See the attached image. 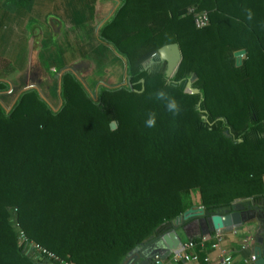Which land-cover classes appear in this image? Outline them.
<instances>
[{
	"label": "trees",
	"instance_id": "1",
	"mask_svg": "<svg viewBox=\"0 0 264 264\" xmlns=\"http://www.w3.org/2000/svg\"><path fill=\"white\" fill-rule=\"evenodd\" d=\"M118 1L99 38L125 59L126 86L100 87L94 101L65 73L55 112L36 90L0 105V264H51L26 254L18 228L65 261L122 264L190 208L210 217L264 198V0ZM190 8L207 12L206 27ZM169 44L181 55L171 78L137 65Z\"/></svg>",
	"mask_w": 264,
	"mask_h": 264
},
{
	"label": "crops",
	"instance_id": "2",
	"mask_svg": "<svg viewBox=\"0 0 264 264\" xmlns=\"http://www.w3.org/2000/svg\"><path fill=\"white\" fill-rule=\"evenodd\" d=\"M119 4L118 0H3L0 3L3 44L0 59L4 71H11L5 72L0 79L8 86L6 91L0 92L2 108L10 110L23 92L36 90L50 109L57 111L62 103L60 85L65 73L74 75L90 90L126 86L125 59L99 38L100 28L113 16ZM167 47L162 55L177 52V47ZM262 181L264 187V176ZM245 202L234 203L231 212H240L246 222L233 231L210 230L200 235L190 232L186 226L184 230L189 238L179 233L184 244L200 236L212 237L219 231L222 234L219 249L198 252L197 262L170 256L165 264H221L220 250L230 254L235 264H255L250 260L251 255L254 256L253 241L255 237H262L264 249V221L260 216L248 218L253 202L259 205L258 214L264 216V198Z\"/></svg>",
	"mask_w": 264,
	"mask_h": 264
},
{
	"label": "water",
	"instance_id": "3",
	"mask_svg": "<svg viewBox=\"0 0 264 264\" xmlns=\"http://www.w3.org/2000/svg\"><path fill=\"white\" fill-rule=\"evenodd\" d=\"M167 48V45L163 46L160 51L163 52ZM170 53V56L162 55L161 59L165 60L170 65L171 57H174V62L172 63L174 66L172 72L174 74L180 63V56L178 55V51L176 53ZM244 55L245 50H238L233 53L235 58V66L238 67L241 65L242 57ZM190 83L191 80L188 81V86L186 84L187 91L189 92H191ZM252 204H254V202ZM252 204L251 207L253 210H248L249 215L251 214L248 219H251L254 215L256 218L260 216L264 221V216L258 214L259 205L254 204L253 206ZM194 222H197L198 226L200 227V235H206L210 230L235 229V227H239L244 222H246V219L240 212L237 211L223 215L214 214L210 217H205L202 207L190 208L182 215L171 220L170 227L167 231L160 234H152L147 240L132 249L125 256L122 264H165V261L170 256H173L175 253H177L182 247V241L179 237V233L181 232L186 238H189L186 231L184 230V227H186V223L192 224ZM262 242V237H255L253 241V255L255 264H264V249L262 248Z\"/></svg>",
	"mask_w": 264,
	"mask_h": 264
},
{
	"label": "built area",
	"instance_id": "4",
	"mask_svg": "<svg viewBox=\"0 0 264 264\" xmlns=\"http://www.w3.org/2000/svg\"><path fill=\"white\" fill-rule=\"evenodd\" d=\"M188 12L192 15L193 25L196 29H202L208 25L209 19L206 11H195L190 8ZM231 231H233V229ZM221 238L222 234L219 231H216L212 237L200 236L196 239H190L182 244L181 249L175 253L173 257L176 260L189 259L192 262H197L199 255L198 252H206L207 249H219ZM17 239L20 245H24L26 254H30L34 258L44 259L51 262V264H74L70 261L61 259L45 247L28 239L24 231L19 228ZM210 239L212 240L210 241ZM187 252H191V254L188 255ZM220 252L222 253L221 264H235L234 259L230 254L226 253L224 250H220ZM250 260L254 262V256L251 255ZM204 261H207V258H204Z\"/></svg>",
	"mask_w": 264,
	"mask_h": 264
},
{
	"label": "rangeland",
	"instance_id": "5",
	"mask_svg": "<svg viewBox=\"0 0 264 264\" xmlns=\"http://www.w3.org/2000/svg\"><path fill=\"white\" fill-rule=\"evenodd\" d=\"M3 0H0V3H2ZM2 38L0 37V50L2 49ZM166 46V45H165ZM168 46V45H167ZM169 46H173V47H177V51H178V55L180 56V60H181V55H180V51L179 48L176 44H169ZM162 48V47H161ZM161 48H159L156 52L154 53H149L145 56H143L142 58H139L137 65H139V67H145L147 68V70L149 69H153L154 67H158L159 69H162L164 74L167 75V78H171V76L173 75V68L174 66L172 65V63L174 62V57H171V64L169 65V63H167L165 60H162V54L163 52H161ZM156 58L158 60V62L153 61V59ZM176 60V59H175ZM179 62V61H178ZM177 62V63H178ZM0 70L1 72H5L4 69L2 68V66L0 65ZM0 82H2V80H0ZM193 81H191L190 83V87ZM187 86H188V82H187ZM187 86H185V89L187 90ZM97 88V87H96ZM94 88L92 90L87 89L85 87V90L87 91V93L89 94V96L92 98V100L96 101L97 100V94L98 91L97 89ZM107 88V87H105ZM116 88H120L119 86ZM114 88V89H116ZM191 89V88H190ZM189 90V89H188ZM6 112H8V109H4Z\"/></svg>",
	"mask_w": 264,
	"mask_h": 264
},
{
	"label": "clouds",
	"instance_id": "6",
	"mask_svg": "<svg viewBox=\"0 0 264 264\" xmlns=\"http://www.w3.org/2000/svg\"><path fill=\"white\" fill-rule=\"evenodd\" d=\"M244 11L246 19L248 21H252L254 18V13L252 12V10L245 9ZM152 96L155 98V100L163 102L165 110L169 112L173 117H176L180 114L181 108L178 101L164 89L155 91ZM144 126L146 128H154L156 126L155 112H149L147 114V118L144 121Z\"/></svg>",
	"mask_w": 264,
	"mask_h": 264
},
{
	"label": "flooded vegetation",
	"instance_id": "7",
	"mask_svg": "<svg viewBox=\"0 0 264 264\" xmlns=\"http://www.w3.org/2000/svg\"><path fill=\"white\" fill-rule=\"evenodd\" d=\"M186 226L188 227V230L190 232H199L200 231V227L198 226L197 222H194L192 224L186 223Z\"/></svg>",
	"mask_w": 264,
	"mask_h": 264
}]
</instances>
